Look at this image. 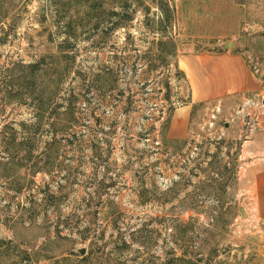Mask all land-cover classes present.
I'll return each mask as SVG.
<instances>
[{"label":"rangeland","instance_id":"374dc122","mask_svg":"<svg viewBox=\"0 0 264 264\" xmlns=\"http://www.w3.org/2000/svg\"><path fill=\"white\" fill-rule=\"evenodd\" d=\"M222 50L261 76L264 0H0V264H264L239 107L184 104Z\"/></svg>","mask_w":264,"mask_h":264},{"label":"crops","instance_id":"0c3cea01","mask_svg":"<svg viewBox=\"0 0 264 264\" xmlns=\"http://www.w3.org/2000/svg\"><path fill=\"white\" fill-rule=\"evenodd\" d=\"M177 65L187 80L193 104L219 103L223 109L229 104H236L238 109L243 97L261 91L260 77L263 78L264 72L258 76L257 68L240 52L222 50L189 53L179 57ZM183 110L186 113V109ZM231 124L223 134L233 137L244 135L238 167L247 186L241 192L244 194L246 191L255 199L263 226L264 254V117H259L257 125L252 128H245L240 119ZM186 132L185 125L180 128L174 123L169 131L176 138L185 137Z\"/></svg>","mask_w":264,"mask_h":264},{"label":"built area","instance_id":"2783aa9c","mask_svg":"<svg viewBox=\"0 0 264 264\" xmlns=\"http://www.w3.org/2000/svg\"><path fill=\"white\" fill-rule=\"evenodd\" d=\"M256 73H258L257 70ZM260 81L261 91L254 95L243 97L242 104L237 111V115L241 116L242 120L245 119L249 127H253L254 123H256V120H258V116L264 117V76L263 78L260 77ZM248 109L253 112L258 109L260 114L257 116V119L255 117L256 113H251V111H249Z\"/></svg>","mask_w":264,"mask_h":264},{"label":"trees","instance_id":"16d2710c","mask_svg":"<svg viewBox=\"0 0 264 264\" xmlns=\"http://www.w3.org/2000/svg\"><path fill=\"white\" fill-rule=\"evenodd\" d=\"M115 14V13H114ZM121 24V23H120ZM119 26V25H118ZM168 45V44H167ZM166 44H163V43H160V45H159V49H160V46H163V48L161 49V50H165V47L167 46ZM168 47L171 49H169L168 50V52H166V55H167V59H172V58H174L175 57V53H174V47L171 45H168ZM163 51H161V54L163 55V53H162ZM178 68V67H177ZM179 73L182 75V77L184 78V75H183V73L179 70ZM93 83H94V85H95V88H97V90H101V89H104V86L106 85V79H104L103 77H102V75H101V73H98L97 75H95L94 76V79H93ZM41 86H42V84H41ZM50 93H53V92H51L49 89H48V86H45L44 88H42L41 89V91H40V94L41 95H43V94H46V96H47V99H46V102L48 103V105L50 104V100H51V95H50ZM169 102V101H168ZM185 105H190L191 104V97H190V93H189V95H188V99H187V101L184 103ZM195 106H193V108H194ZM160 111H162V110H160ZM167 112H169V115H168V117H167V119H166V121H165V125H164V127H163V132L165 133V136L163 135V140H164V142L165 141H168V139H166L167 138V132H168V130H169V127H170V124H171V114H172V112H173V107L172 106H170L169 108H168V110H167ZM42 119V118H41ZM18 149V148H17Z\"/></svg>","mask_w":264,"mask_h":264},{"label":"bare ground","instance_id":"6f19581e","mask_svg":"<svg viewBox=\"0 0 264 264\" xmlns=\"http://www.w3.org/2000/svg\"><path fill=\"white\" fill-rule=\"evenodd\" d=\"M180 115H183L185 114V110L181 109L180 112H179Z\"/></svg>","mask_w":264,"mask_h":264},{"label":"water","instance_id":"95a60500","mask_svg":"<svg viewBox=\"0 0 264 264\" xmlns=\"http://www.w3.org/2000/svg\"><path fill=\"white\" fill-rule=\"evenodd\" d=\"M227 47L229 48V47H231V45L228 44ZM242 214H243V216H245V213L243 211H242Z\"/></svg>","mask_w":264,"mask_h":264}]
</instances>
